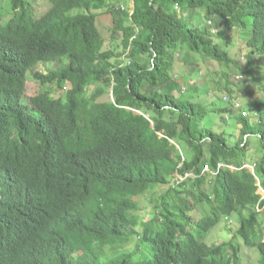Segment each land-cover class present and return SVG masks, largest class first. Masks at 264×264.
I'll return each instance as SVG.
<instances>
[{
	"label": "trees",
	"instance_id": "1",
	"mask_svg": "<svg viewBox=\"0 0 264 264\" xmlns=\"http://www.w3.org/2000/svg\"><path fill=\"white\" fill-rule=\"evenodd\" d=\"M35 1L0 0V264H242L243 253L264 264L261 107L216 110L237 140L203 128L175 67L184 51L201 55L223 70L212 75L220 101L236 97L230 67L264 98V0H133L131 14L43 0L38 16ZM101 16L121 32L122 61L104 48ZM148 194L151 216L139 217ZM232 219L227 241L208 245Z\"/></svg>",
	"mask_w": 264,
	"mask_h": 264
},
{
	"label": "rangeland",
	"instance_id": "2",
	"mask_svg": "<svg viewBox=\"0 0 264 264\" xmlns=\"http://www.w3.org/2000/svg\"><path fill=\"white\" fill-rule=\"evenodd\" d=\"M112 4H116V9H121L122 7L127 9V13H131V9L133 7V0H109ZM35 16H38L41 12L46 10L48 8V4L45 3L43 0H36L35 1ZM191 16V21L194 24H200L204 23L199 21H195L197 19V16L193 11L188 12ZM187 12H183V15L186 16L188 14ZM202 20V19H201ZM206 23V22H205ZM208 24V22H207ZM112 22L109 16H101L97 19V26L101 33L102 39L104 40V48L106 49H114L116 54H120L119 60H124L126 56V52L122 50L120 47V39L122 38L121 32H117L116 36L112 38L111 36V30H112ZM204 24H201V27ZM240 40L236 39V42L232 44V48L229 49V54H240ZM177 61L175 64L176 69H179V71H182L184 76L182 79L179 80V82L182 84L180 90L189 96L196 99V101L200 104L201 108V117H202V127L206 129L213 130L215 132H222L225 131L229 135H233L234 133L236 136H232V140H237V132L239 130V127L235 124V121L233 117L228 118L226 116H223V119L225 122L221 120V115H218L216 113L217 109H221L224 107H229L230 102L233 99H237V101L240 103L242 108L245 111H248L249 107H261V113L264 117V98L262 97V93H258V88L253 87L255 85L245 84L243 82L244 78H239L238 74L234 71L232 67L229 69V73L232 74L228 80L231 82V87L229 88L234 92L236 97L229 98L228 96L221 97L222 101H220V96L224 91L223 82L219 84V89H221L222 93L220 92H214L213 90V84L216 83L217 78L222 76L223 70L218 67L217 65H214L212 62L205 60L201 55L189 53L187 51H184L179 57H176ZM54 63L50 62L47 63L44 67L37 66L34 68L30 74L39 73L43 74L45 72H50L51 70H55ZM179 67V68H178ZM192 68V69H191ZM193 69H196V71H193ZM217 74L218 77L214 79L212 82V75ZM30 79V78H29ZM198 79V82L200 81L201 84H199L196 80ZM243 82H240V81ZM28 87L26 91L27 96H31L34 89L38 87V83L35 82H29L28 80ZM57 81L55 80L53 83L45 85V88L52 89L53 91L56 90ZM63 88L61 91L54 92L55 96H62L64 92H67L69 90V84L64 83ZM200 85V86H199ZM197 88L198 92L197 94L193 93V89ZM205 90H208L209 95L205 94ZM246 95H250L253 97V100L251 98L246 97ZM195 99L193 101H195ZM101 101H110L112 102L113 99L111 95L102 97ZM250 114V113H249ZM250 170L252 168L250 167ZM188 177H193L192 175H188ZM180 179L177 177V180ZM183 179H180L179 181H182ZM163 190V191H162ZM159 190L162 191L161 194L164 192V189ZM262 195L260 191H258ZM153 195L148 194L142 197L138 198L139 202V210L137 212V215L139 217H146L151 216L152 213V207L153 204L151 203ZM264 213V208H263ZM198 216L196 214H193V219L196 220ZM264 221V217H260ZM227 225L231 226L233 229L236 228L237 222L232 219L228 221L222 222L219 226L215 227L210 233L208 234L206 241L208 245H216L221 242L227 241V230H225V226ZM243 256L245 257L244 260H242V264H250L249 262L254 261L256 264L257 256L255 253H252L249 255H246V253H243ZM249 261V262H248Z\"/></svg>",
	"mask_w": 264,
	"mask_h": 264
},
{
	"label": "built area",
	"instance_id": "3",
	"mask_svg": "<svg viewBox=\"0 0 264 264\" xmlns=\"http://www.w3.org/2000/svg\"><path fill=\"white\" fill-rule=\"evenodd\" d=\"M122 10H124V9H121V11H122ZM130 14H131V13H130ZM230 104H231V107H232L233 109H235V110H237V109L240 110V109L242 108L241 105H240V103L237 101V99H233V100L230 102ZM241 116L244 117V118H246V117H250V114H249V112H247V111L244 110V111L241 112ZM220 167H222V165H219V168H220ZM231 169H232V170H235L234 168H231ZM205 171H208V169H205ZM259 191L262 193V195H261L260 193H259V194H260L262 197H264V193L262 192V190H259Z\"/></svg>",
	"mask_w": 264,
	"mask_h": 264
},
{
	"label": "water",
	"instance_id": "4",
	"mask_svg": "<svg viewBox=\"0 0 264 264\" xmlns=\"http://www.w3.org/2000/svg\"><path fill=\"white\" fill-rule=\"evenodd\" d=\"M245 168H250V167H248V166H245Z\"/></svg>",
	"mask_w": 264,
	"mask_h": 264
},
{
	"label": "crops",
	"instance_id": "5",
	"mask_svg": "<svg viewBox=\"0 0 264 264\" xmlns=\"http://www.w3.org/2000/svg\"><path fill=\"white\" fill-rule=\"evenodd\" d=\"M111 95V94H110Z\"/></svg>",
	"mask_w": 264,
	"mask_h": 264
}]
</instances>
